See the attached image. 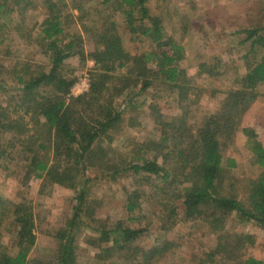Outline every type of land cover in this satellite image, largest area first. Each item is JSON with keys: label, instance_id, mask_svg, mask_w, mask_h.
Masks as SVG:
<instances>
[{"label": "trees", "instance_id": "1", "mask_svg": "<svg viewBox=\"0 0 264 264\" xmlns=\"http://www.w3.org/2000/svg\"><path fill=\"white\" fill-rule=\"evenodd\" d=\"M45 2L47 11L34 39L31 33L25 36L41 50L47 63L16 60L0 71V88L8 79L18 87L9 89L13 92L11 98L0 109V139L8 137L0 143V164L6 170L4 165L12 162L11 156L17 152L25 162L24 179L35 178L43 185L73 191L72 215L55 235L53 264H76V238L85 227L97 234V237H87L89 244L99 248L97 259L119 257L124 264H164L160 261L171 247L167 240L157 241L148 250L142 247L141 242L150 234L149 228L129 224L138 223L146 197L134 185L123 189L128 217L107 227L97 225L91 213L88 189L87 172L92 168L112 179L129 174L141 178L134 183L157 181L160 229L170 230L180 211L186 222L203 220L217 235L214 248L207 254L208 262L215 259L216 264H264V260L247 255L254 246L253 235L225 227L228 219L236 218L240 224L264 230V146L251 128L242 129L252 162L261 170L247 185L245 202L236 195L222 193L225 180L230 178L229 168H234L235 163L230 159L229 168H224L221 146V140L236 131L240 116L259 95L258 86L264 84V24L237 33L238 43H248L247 54H253V60L246 63L244 75L240 77L242 88L228 93L221 104L222 110L198 127L183 118L162 123L156 112V122L166 127L163 136L158 141L141 143L127 158L115 155L105 145L106 140L112 139L111 132L123 122L115 99L128 90L134 91L135 98L141 96L159 81L192 105L197 86L192 85L187 71L181 67L184 48L167 36L159 17L149 14L146 0H103L104 5L112 2L122 10L130 34L134 39L148 42V48L133 56L128 54L115 23L103 20L87 35L93 42V49L86 53L93 63L88 90L73 95L75 79L66 71L65 63L75 56L86 60L85 33L76 28L71 33L76 19L83 16V6L78 5L83 2L73 1L81 12L76 18L67 10L66 3ZM14 3L15 0H0V9L12 11L10 6ZM82 28L88 30L85 26ZM131 96L126 106L131 104ZM171 140L172 148L166 151ZM16 148L20 150L15 151ZM7 209L16 228L15 245L6 249L0 244V264H45L29 257L37 239L30 202L23 199L12 203L0 197L3 216Z\"/></svg>", "mask_w": 264, "mask_h": 264}, {"label": "rangeland", "instance_id": "2", "mask_svg": "<svg viewBox=\"0 0 264 264\" xmlns=\"http://www.w3.org/2000/svg\"><path fill=\"white\" fill-rule=\"evenodd\" d=\"M15 1L16 3L10 6L12 11L0 9V71L4 67H10L16 60L47 63L41 50L34 43H29L25 35L31 33L34 39L45 10L47 11L45 1L48 0ZM49 1L66 3L69 6L67 10L75 18L81 16L74 0ZM76 1L83 2L78 5L83 6L81 8L84 12L80 20L76 19L71 33H74V28L85 33L83 38L86 60L83 61L77 56L66 60V71L75 79L71 90L73 95L88 90L89 71L93 63L87 54L93 49V42L87 35L99 27L103 20L109 19L115 23L117 34L128 54L133 56L148 48V42L134 39L130 34L125 16L115 3L104 5L103 0ZM145 6L151 16L162 20L167 36L184 48L181 67L187 71L192 85L197 86V96L195 102L189 106L171 87L155 81L141 96L135 98L134 91L128 90L116 98L115 104L122 112L123 122L111 132L112 139L106 140L108 145H105L107 149H112L115 155L125 157H130L141 143L158 141L163 136L161 134L166 127L159 124V121L156 122L157 114L161 116L162 123L169 124L175 118H183L187 120L186 123L198 127L222 110L221 104L228 93L242 88L240 77L244 75L246 63L253 60V54H247L248 43H238L240 36L237 33L264 24V0H146ZM20 25L22 27H18ZM83 26L89 31H85ZM10 88L18 89L12 79H8L6 85L0 88V109L5 107L11 98L13 92ZM257 91L259 95L237 121L236 131L221 140L224 168H229L230 159L235 163L234 168H229L230 178L225 180L222 193L236 195L244 202L247 185L259 176L261 170L252 162L242 129L251 128L264 146V84L259 85ZM130 96L133 97L132 102L126 106ZM6 139L8 137L3 136L0 143ZM172 145L171 140L167 143L166 151H169ZM18 150L20 149L16 148L15 151ZM11 158L13 161L4 165L6 170H3V164H0V197L12 203L21 202L23 199L30 202L34 212V232L37 239L29 257L45 264H53L56 252L55 235L72 215L74 193L65 187L43 185L39 179H24L25 162L21 161L17 152H13ZM105 175L107 174L93 168L87 172L92 200L90 205L93 208L91 213L97 225L107 227L128 217L124 210L123 189L134 185L142 189L146 197L142 202L138 223L129 224L132 227L149 228L150 234L141 242L142 247L148 250L157 241L167 240L171 247L161 263L202 264L206 261L205 264H216L215 259L208 262L207 254L214 248L217 235L210 231L203 220L198 218L186 222L180 211L170 230L160 229L162 222L158 219L159 208L156 203L157 181L134 183L141 178L123 174L117 179H112ZM7 211L5 216L0 212V244L6 249H11L15 245L16 228L10 210ZM93 225L92 227H95ZM225 227L233 232L253 235L254 246L247 251V255L264 260V230L251 224H240L236 218L228 219ZM87 237H97V234L87 227L78 233L75 245L76 264H124L123 258L119 257L108 260L95 258L99 248L89 244Z\"/></svg>", "mask_w": 264, "mask_h": 264}]
</instances>
